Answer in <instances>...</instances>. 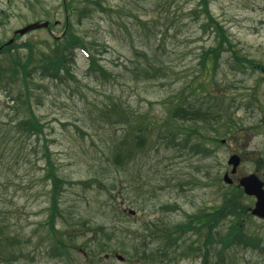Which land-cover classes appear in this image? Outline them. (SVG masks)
<instances>
[{"label": "rangeland", "instance_id": "1", "mask_svg": "<svg viewBox=\"0 0 264 264\" xmlns=\"http://www.w3.org/2000/svg\"><path fill=\"white\" fill-rule=\"evenodd\" d=\"M72 1L73 32L107 70V79L91 74L90 55L80 48L72 77L30 82V101L44 124V134L34 137L20 128V121L29 115L22 103L25 83L0 91V226L15 238L8 252L20 254L1 264H202L203 251L198 249L205 237L191 231L180 237L179 247L169 245L165 260L147 262L136 253L158 252L165 246V230L151 237L156 224L172 230L187 223L189 216L222 203L230 186L223 178L231 172L228 161L233 154L242 159L232 175L234 185L252 173L264 181V76L247 64L239 65L232 51L223 52L210 90L224 94L227 112L239 123L235 134L222 138L208 157L192 155L181 149L183 145L168 147L162 136L169 104L199 75L203 53L216 43L213 28L205 27L209 23L202 0H99L103 9L96 0ZM208 5L238 55L264 64V0H209ZM68 14L64 0H0L5 20L0 41L7 42L16 29L29 23L50 21L55 24L52 30L36 29L18 41L32 42L36 53L48 51L55 38L64 36ZM146 59L155 72L146 74ZM0 60L8 62L5 55ZM113 102L132 120L146 114L159 124L152 132L153 149L119 168L108 148L123 133L119 124H107L111 116L107 118L103 108ZM39 136L37 154L34 143ZM45 143L65 182L56 228L76 236L70 252L62 256L52 255L54 241L46 224L51 185L41 157ZM245 197V204L253 207L255 197ZM231 224L230 219L222 222L215 238L227 234ZM244 224L247 234L264 239L263 220L251 217ZM102 243L104 250L98 248ZM221 245L215 242L207 248L211 264H264L258 250L243 245L220 256ZM183 251L188 254L182 255Z\"/></svg>", "mask_w": 264, "mask_h": 264}, {"label": "trees", "instance_id": "2", "mask_svg": "<svg viewBox=\"0 0 264 264\" xmlns=\"http://www.w3.org/2000/svg\"><path fill=\"white\" fill-rule=\"evenodd\" d=\"M92 2L91 0H87ZM209 0H202L204 6V14L207 17L209 24L205 27L213 28L215 31L216 43L214 46L206 50L202 55L200 61V72L182 89V93L176 96V100L170 102L168 113L165 114L166 129L162 139H167L168 147L171 144L174 149L178 146H182L181 149L187 150L192 155H203L208 157L213 152V147L222 141V138H226L235 134L236 128L239 127V123L229 115V107H226L225 96L222 92H212L210 87L217 75L218 66L221 62V56L225 51H232L234 54V60L239 65L250 66L252 69H257L264 76V64H259L253 59L247 57H241L235 50V43L227 33L226 28L215 19L214 15L209 10ZM29 2V1H27ZM97 5L103 9L99 0H96ZM64 7L69 12L67 17L68 28L62 37V39L55 38L54 43L49 46L48 51H42L36 53L34 45L30 41H25L18 44L21 36H17L15 42L4 47L0 51V57L5 55L7 57V63H3L0 60V91H6L9 85H18L20 81L25 83V95L26 101L22 102L27 104L29 115L20 121V128L23 131H27L31 137L44 134V124L40 121L36 112L33 110L31 103L32 89L30 82H35L36 78L39 80L50 79L52 81L64 80L63 78L72 77L73 70L72 64L75 60V52L78 49L87 51L85 41L73 32V23L71 17L73 15V1L67 0L64 2ZM40 18V17H36ZM5 22L4 18L0 16V27ZM49 27L52 30L55 26L50 22ZM5 42L0 41V47ZM26 50L23 54L22 49ZM90 66L89 71L97 78L107 79V70L99 65L97 57L94 54H89ZM146 66L144 71L146 74L155 72L154 66L149 59H146ZM101 76V77H99ZM207 77L205 79L204 77ZM264 79V78H263ZM198 82V85L195 83ZM215 83V82H214ZM213 83V84H214ZM23 93H21L22 95ZM21 97V96H20ZM14 100V99H13ZM120 105L113 102L110 105L103 107L104 113L112 117L118 115V119L113 117L107 122L108 125H120L122 131V138L115 140L112 148H108L112 154V159L115 168L122 167L133 161L134 157L138 153L149 152L153 149L156 143L152 141V132L155 129H159L158 122H153L146 114L139 115L135 120L127 117L124 113V109L118 110ZM121 108V107H120ZM123 111V114L121 113ZM122 116V117H121ZM35 151L38 154L40 136L36 137ZM160 141V137H159ZM44 145V153L41 157L46 160L48 166V172L45 175L46 180L51 185V209L50 217L46 224L49 226L48 236L54 241L52 247V255L62 256L70 252V248L73 247L71 239L76 237L70 234L69 231H61L56 228L57 218L61 215L59 212V197L62 191V186L65 183L60 179L56 167L51 162L50 147L47 143ZM38 151V152H37ZM181 151V150H180ZM41 152V151H40ZM259 166L263 164L261 161H257ZM220 181V179L218 180ZM86 184L87 183H83ZM244 191L237 185H231L223 194V201L218 206L212 207L203 211L202 213L193 214L187 223L179 224L174 229L169 230L163 226H158L151 232V237L165 230L168 237V243L172 245V242H176L179 237H182L187 232H196L198 236H204L207 232L205 242L210 246L215 242L223 244L224 248L219 251L218 255H222L224 251H228L235 246L243 245L244 248H251L258 250L261 255L264 256V239L258 235L247 234L245 230L244 220L251 217L249 214V205L245 204ZM230 219L232 221L231 227L227 234L215 238V234L225 220ZM175 232L180 234L176 237L172 235ZM98 232H94L95 237L100 239ZM67 235V236H66ZM94 237V240H95ZM15 238H10L4 233L3 227L0 226V264L8 263L13 259L19 258L20 254L16 252H8L9 248L14 247ZM55 243V244H54ZM235 245V246H234ZM99 249L104 250L106 244L102 243ZM136 255L139 258L154 262L155 259H159V252L156 250L148 251L147 249L142 252H137ZM225 257V255H224Z\"/></svg>", "mask_w": 264, "mask_h": 264}, {"label": "water", "instance_id": "3", "mask_svg": "<svg viewBox=\"0 0 264 264\" xmlns=\"http://www.w3.org/2000/svg\"><path fill=\"white\" fill-rule=\"evenodd\" d=\"M48 27H50V22L42 20V21L30 23L23 28L17 29L14 32L13 37L7 43H5L0 48V50L2 48H4L5 46H9V45L13 44V42L15 41L14 39L17 35L23 36L30 31L40 29V28H48ZM240 162H241L240 156H238L236 154L231 156V158L228 161V163L233 166V169H232L230 174H236L237 173ZM224 180L228 184L233 183V180L230 178L229 174L225 175ZM239 185H240V187H242L244 189V192L247 195L249 194L251 196H256V198H257L255 207L252 209L251 214H253L254 216H257L261 219H264V182L256 174H251V175L242 177L239 180ZM131 213L135 214V211L131 210ZM119 258L121 260H123L122 256H120Z\"/></svg>", "mask_w": 264, "mask_h": 264}, {"label": "flooded vegetation", "instance_id": "4", "mask_svg": "<svg viewBox=\"0 0 264 264\" xmlns=\"http://www.w3.org/2000/svg\"><path fill=\"white\" fill-rule=\"evenodd\" d=\"M205 233L206 234L203 237H205V240H206V236L208 235V233L207 232H205ZM179 241H180V239H178L177 242L172 243V245H171L172 248L171 249H175L176 247H179ZM208 247H210V246L204 241L203 246L202 247H199V249H198V251L199 250L200 251H203V255L201 257L202 258V264H211V260H210V257H209V255H210V249L207 250ZM169 251H168V245H167V243L165 244V246L159 248V255H160L159 256V260L162 261V260L167 259L165 257H168L169 258V256H170ZM186 254H188L187 251H183L182 252V255H186Z\"/></svg>", "mask_w": 264, "mask_h": 264}]
</instances>
